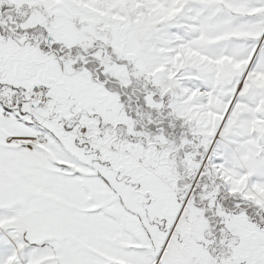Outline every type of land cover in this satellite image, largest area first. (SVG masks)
Returning a JSON list of instances; mask_svg holds the SVG:
<instances>
[{"label":"snow or ice","instance_id":"1","mask_svg":"<svg viewBox=\"0 0 264 264\" xmlns=\"http://www.w3.org/2000/svg\"><path fill=\"white\" fill-rule=\"evenodd\" d=\"M0 264H264V0H0Z\"/></svg>","mask_w":264,"mask_h":264}]
</instances>
